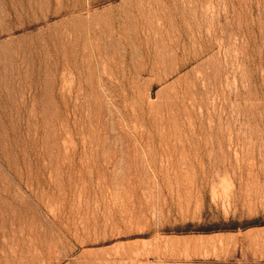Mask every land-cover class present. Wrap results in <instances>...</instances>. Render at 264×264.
Instances as JSON below:
<instances>
[{
    "label": "rangeland",
    "instance_id": "obj_1",
    "mask_svg": "<svg viewBox=\"0 0 264 264\" xmlns=\"http://www.w3.org/2000/svg\"><path fill=\"white\" fill-rule=\"evenodd\" d=\"M0 264H264V0H0Z\"/></svg>",
    "mask_w": 264,
    "mask_h": 264
},
{
    "label": "trees",
    "instance_id": "obj_2",
    "mask_svg": "<svg viewBox=\"0 0 264 264\" xmlns=\"http://www.w3.org/2000/svg\"><path fill=\"white\" fill-rule=\"evenodd\" d=\"M256 225V222L253 223V226ZM190 228H187L185 231H188ZM229 229H232V228H229ZM197 231H206V230H203V229H198Z\"/></svg>",
    "mask_w": 264,
    "mask_h": 264
}]
</instances>
